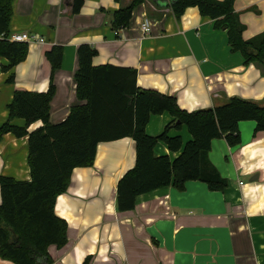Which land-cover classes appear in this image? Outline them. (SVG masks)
<instances>
[{"label":"crops","instance_id":"1","mask_svg":"<svg viewBox=\"0 0 264 264\" xmlns=\"http://www.w3.org/2000/svg\"><path fill=\"white\" fill-rule=\"evenodd\" d=\"M131 2L85 0L75 14L72 0H14L11 33L35 34L44 42H28L26 59L8 72L2 69L8 61L0 56V126L9 119L15 90L46 92L51 78L56 88L51 122L63 121L73 106L86 103L77 96L75 78L83 43L97 49L94 65L136 68L140 88L173 95L188 111L231 97L264 103V66L246 64L241 52L232 51L227 31L216 29L198 7L177 18L165 2L145 0L129 25L117 31L113 13ZM235 10L245 24V39L264 32V0H236ZM145 20L149 33L141 28ZM53 45H62L64 54L52 75L46 52ZM173 120L169 112L153 114L146 131L157 136ZM12 123L26 121L16 117ZM42 125L38 120L28 130ZM255 128L254 120L241 121L236 146L224 137L212 141L209 158L228 179L223 190L190 180L184 190L170 185L139 195L129 211L117 208V186L136 164L135 140L99 143L93 165L76 167L68 190L57 197L55 213L68 222V242L63 248L51 245L49 253L58 264H82L87 257L89 264H264V131L255 135ZM169 134L180 135L183 143L192 139L186 125ZM154 153L175 158L181 150L171 151L160 141ZM28 155V136L4 134L0 175L31 180ZM0 264L15 263L0 256Z\"/></svg>","mask_w":264,"mask_h":264},{"label":"trees","instance_id":"2","mask_svg":"<svg viewBox=\"0 0 264 264\" xmlns=\"http://www.w3.org/2000/svg\"><path fill=\"white\" fill-rule=\"evenodd\" d=\"M145 0H132L113 13L117 31L127 27L135 7ZM165 2L177 18L190 6L214 22L216 29H225L232 51H239L246 64L264 66V32L250 39L243 37L245 24L235 10L236 0H152ZM85 0H72L73 13H79ZM14 0H0V56L7 59L3 71H11L24 61L29 43L10 40V22ZM64 47L53 45L46 52L52 75L63 63ZM97 49L88 43L78 47L79 67L76 71L77 96L86 103L72 107L61 122H51V101L55 84L51 78L46 92L17 89L8 104L9 119L0 126V140L6 133L28 136V163L31 180H18L0 175V256L15 264H58L49 247L63 248L68 242V222L55 213L57 197L66 192L76 167L93 165L98 144L123 137L136 143V164L119 180L117 208L129 211L136 198L157 188L174 186L185 189L190 180L205 182L211 190H223L228 179L211 162L209 152L215 138L224 137L230 146L241 143L239 123L256 122L255 135L264 131V103L231 97L212 108L188 111L173 95L137 85V69L113 64L94 65ZM15 76L10 74L8 81ZM169 112L174 120L157 136L149 135L147 124L153 114ZM24 118V126L12 123ZM41 120L43 125L29 131ZM186 125L192 136L183 143L180 135H170L172 128ZM165 142L171 151L181 153L156 156L158 142ZM87 257L82 264H89Z\"/></svg>","mask_w":264,"mask_h":264},{"label":"built area","instance_id":"3","mask_svg":"<svg viewBox=\"0 0 264 264\" xmlns=\"http://www.w3.org/2000/svg\"><path fill=\"white\" fill-rule=\"evenodd\" d=\"M141 28L144 33L150 32V22L148 20H145L141 23ZM10 40L13 41H24V42H30V41H37L40 43L44 42V38L35 34H29L27 32H17V33H11L10 34Z\"/></svg>","mask_w":264,"mask_h":264},{"label":"water","instance_id":"4","mask_svg":"<svg viewBox=\"0 0 264 264\" xmlns=\"http://www.w3.org/2000/svg\"><path fill=\"white\" fill-rule=\"evenodd\" d=\"M258 177V175L256 174V176H255V178L254 179H256Z\"/></svg>","mask_w":264,"mask_h":264}]
</instances>
